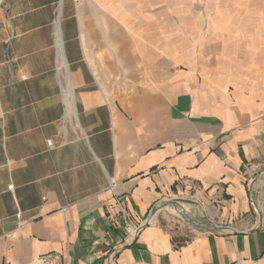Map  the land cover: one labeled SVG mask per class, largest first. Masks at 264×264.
<instances>
[{"label":"crops","instance_id":"obj_1","mask_svg":"<svg viewBox=\"0 0 264 264\" xmlns=\"http://www.w3.org/2000/svg\"><path fill=\"white\" fill-rule=\"evenodd\" d=\"M114 1L2 0L0 264H264V0L214 59ZM164 198L237 232L178 244Z\"/></svg>","mask_w":264,"mask_h":264},{"label":"rangeland","instance_id":"obj_2","mask_svg":"<svg viewBox=\"0 0 264 264\" xmlns=\"http://www.w3.org/2000/svg\"><path fill=\"white\" fill-rule=\"evenodd\" d=\"M116 1L119 2V6H122V8L110 10L111 20H113L112 17H116L115 13H121V15L126 13V15L133 16L134 12H138L139 10L140 13L138 14H141L142 9L148 11V6L146 8L144 7L149 0ZM135 1L139 4L138 6H134L136 3ZM151 1L153 0H150V2ZM246 3H252V0H156V12H158L163 22L166 16L167 19H171L167 24L171 23L172 27L171 25L162 26L161 29L166 31L173 28L177 45H186V49H188L187 45L194 47V51L190 52L193 56L204 53V55L207 54L210 59H214L216 57V52L221 51V49H219L220 45H222L221 41L228 37L227 35H222L220 30L218 29L217 31L215 27L229 26L230 22L234 19V17L231 16L232 9L242 12L246 7H251V4L249 5ZM150 4H152V2ZM115 31L117 32V30L113 28L112 36H114ZM219 42L221 44H219ZM112 43L113 55L117 54L114 50L117 52V50H121L123 46L127 44L126 38L123 40L119 39ZM131 43L132 49H135L136 42L132 40ZM202 48L204 50L200 52L199 50ZM184 54L189 53L184 52ZM120 80V76L115 74V88L122 86L119 84ZM256 180L259 181L258 190L255 192V198L258 200L260 195L259 192H261L264 183V174L259 175ZM187 207V218L190 219V222L182 219V216L176 211H169L170 214H168L166 218H163L162 222L165 228L173 233L174 241L178 244L184 243L193 236V231L195 229L193 223H197L200 217L205 215L198 211L199 208L196 207L195 204H188Z\"/></svg>","mask_w":264,"mask_h":264},{"label":"water","instance_id":"obj_3","mask_svg":"<svg viewBox=\"0 0 264 264\" xmlns=\"http://www.w3.org/2000/svg\"><path fill=\"white\" fill-rule=\"evenodd\" d=\"M170 210V211H176L178 212V214H180L182 216V219L190 222V219H188L187 215H188V207L185 203L180 202V200L178 199H170V198H164L159 200V202H157L153 209L150 211L149 216L146 218V222L145 224H147L149 222V220L151 218H153L160 210ZM194 227H201V228H207L212 230L215 233H219V232H225V233H234L237 232L236 229H233L229 226L226 225H221V224H215L214 222H212L211 219H209L206 215H203L202 217H200V220L197 223H193Z\"/></svg>","mask_w":264,"mask_h":264},{"label":"bare ground","instance_id":"obj_4","mask_svg":"<svg viewBox=\"0 0 264 264\" xmlns=\"http://www.w3.org/2000/svg\"><path fill=\"white\" fill-rule=\"evenodd\" d=\"M111 17V16H110ZM117 22V21H116ZM121 35H120V33L118 32V30H117V32L115 31L114 32V36H112V41L114 40V41H117V40H119L121 37H120ZM137 47V46H136ZM138 50V49H137ZM136 50V51H137Z\"/></svg>","mask_w":264,"mask_h":264},{"label":"built area","instance_id":"obj_5","mask_svg":"<svg viewBox=\"0 0 264 264\" xmlns=\"http://www.w3.org/2000/svg\"><path fill=\"white\" fill-rule=\"evenodd\" d=\"M3 2H2V0H0V6H1V4H2ZM22 77H24L25 78V76L23 75ZM8 190H11V189H13V185L12 184H10L9 186H8V188H7ZM17 216H18V214H17ZM116 250H118V249H116ZM112 256H113V253H111L110 255H109V261L112 259Z\"/></svg>","mask_w":264,"mask_h":264}]
</instances>
